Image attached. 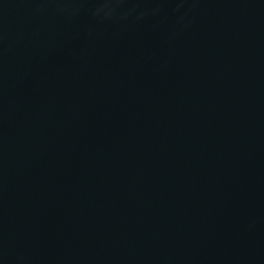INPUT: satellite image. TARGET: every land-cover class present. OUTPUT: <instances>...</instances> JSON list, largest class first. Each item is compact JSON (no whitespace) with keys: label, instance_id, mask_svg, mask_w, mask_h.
Masks as SVG:
<instances>
[{"label":"water","instance_id":"95a60500","mask_svg":"<svg viewBox=\"0 0 264 264\" xmlns=\"http://www.w3.org/2000/svg\"><path fill=\"white\" fill-rule=\"evenodd\" d=\"M0 264H264V0H0Z\"/></svg>","mask_w":264,"mask_h":264}]
</instances>
